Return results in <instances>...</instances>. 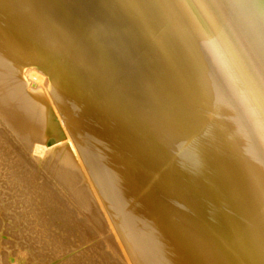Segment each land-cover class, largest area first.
<instances>
[{"label":"bare ground","instance_id":"6f19581e","mask_svg":"<svg viewBox=\"0 0 264 264\" xmlns=\"http://www.w3.org/2000/svg\"><path fill=\"white\" fill-rule=\"evenodd\" d=\"M188 1L0 0V264H264V107Z\"/></svg>","mask_w":264,"mask_h":264},{"label":"rangeland","instance_id":"374dc122","mask_svg":"<svg viewBox=\"0 0 264 264\" xmlns=\"http://www.w3.org/2000/svg\"><path fill=\"white\" fill-rule=\"evenodd\" d=\"M189 1H188L189 7L191 8V9L189 8L190 11L192 12V14L195 15L199 25L202 27V29L204 31L206 37L215 46V48L217 49V52H219L221 54L220 57L222 56L223 59H224V57H223V53H224V56L226 58V59H224L226 66H227L228 70L230 71V73L232 74V76L235 78L236 82L239 84V86H241V88H242L243 84L241 85L240 82H238V79L235 76L236 72H237V74L239 73V75L243 77V79L245 81L244 85L246 87H247V84H249V85H252L253 89L254 88L256 89V90H254V92L257 91V95L259 96V102L260 103L253 101V104H249L250 109L249 110L245 109V111L248 115H250V114L254 115V113L257 112V110H259L260 107H264V85L261 81V78L259 76V73L256 69V66L254 64V61L251 57V54L248 50V47H247L245 41L243 40L241 35L238 33V31L236 30V28L234 27V25L232 24V22L230 21L228 16L225 14V12L223 10H221V8L218 6L217 0H189ZM175 15L177 17H179V18H177L176 22L180 23V27H182L183 31L186 32L187 28H185V27H187L186 25H187L189 19L186 16L185 10L183 11V10L179 9L177 14H175ZM189 35H190V38L195 37L197 39V31L192 30V33H189ZM200 40H201V38L199 37L198 43H202ZM214 41H216V43ZM193 45H194V47H197V46L199 47L200 44H197V42H194ZM221 52H223V53H221ZM212 53H214V52H212ZM207 54H208V58L211 59L209 53H207ZM215 63H216L215 61L212 62V64L214 66H217V65H215ZM230 63L232 64L233 67L232 66L230 67ZM194 66L195 65H193V67ZM233 69H235V71ZM192 70H193V68H192ZM242 82H243V80L241 81V83ZM253 89L245 88L244 91L246 92L245 93L246 95L243 94L244 97H246V96L251 97L252 93H253ZM240 105L241 104L239 103V107L242 106V105L241 106ZM246 108L248 109V106H246ZM242 109H243V107H242ZM262 116H261V118L259 117L260 123L262 122L261 120L264 121V116L263 117ZM246 120L248 123L250 122V124L253 123V121L255 120L254 124H256V126L257 125L260 126L256 117H255V119H253V118H251V116H249L248 119H246ZM256 121H257V123H256ZM261 131L264 133L263 129ZM203 159H204V154H203V152H201L199 150L194 155L190 156L189 161L191 163L197 164ZM69 160H72V159H69ZM263 160H264V157H263ZM83 166L84 165L82 163L79 164L80 169L83 168ZM60 169H62V170H60ZM64 169H66V168L61 167L58 170L63 172ZM205 172H206L205 169H202L201 171L200 170L196 171V172H194L193 177L198 178V177L202 176ZM189 178H190L189 176H185L184 180L187 181ZM78 183L82 184L83 182H81V180H78ZM210 205L213 206L214 204L210 203ZM214 207L216 209L215 213H217V212L219 213L220 212L219 209H217L215 205H214ZM197 213H200V212H197ZM10 225H11V219H9V218L1 219V216H0V234H3L2 237H0V242H1L0 245L1 246H4V247L9 246L8 243H7V245L4 244V241H5L4 239H8L10 241V240H12L11 238L13 236L14 237L18 236L17 234L13 233L12 229L9 227Z\"/></svg>","mask_w":264,"mask_h":264},{"label":"water","instance_id":"95a60500","mask_svg":"<svg viewBox=\"0 0 264 264\" xmlns=\"http://www.w3.org/2000/svg\"><path fill=\"white\" fill-rule=\"evenodd\" d=\"M245 41L264 85V0H217Z\"/></svg>","mask_w":264,"mask_h":264}]
</instances>
